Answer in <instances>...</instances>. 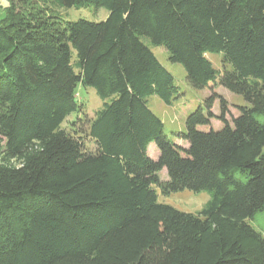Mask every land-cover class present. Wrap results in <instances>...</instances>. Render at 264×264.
<instances>
[{
  "label": "trees",
  "instance_id": "trees-1",
  "mask_svg": "<svg viewBox=\"0 0 264 264\" xmlns=\"http://www.w3.org/2000/svg\"><path fill=\"white\" fill-rule=\"evenodd\" d=\"M55 1L108 15L0 5V264H264L247 221L264 210V0ZM156 45L211 89L174 133L187 146L147 103L178 95ZM78 84L101 100L90 118ZM215 86L248 104L231 123ZM184 189L210 198L196 213L158 201Z\"/></svg>",
  "mask_w": 264,
  "mask_h": 264
},
{
  "label": "rangeland",
  "instance_id": "rangeland-1",
  "mask_svg": "<svg viewBox=\"0 0 264 264\" xmlns=\"http://www.w3.org/2000/svg\"><path fill=\"white\" fill-rule=\"evenodd\" d=\"M10 1L14 2L15 6L24 14L40 10L46 14L51 13L53 15L62 16L67 20L84 18L90 21H101L108 15V10L105 7H95L89 2H81L70 7H64L58 5L55 0H0V5L3 7L8 6ZM161 48V45L152 46V50L159 61L173 74L175 84L178 87V95L170 104L164 103L156 95H149L147 97V103L153 112L161 118L164 125V132L167 137L181 146H187L186 141L175 137L174 133L185 130L184 122L186 115L193 111L211 94V89H197L188 85L185 81V70L183 66L180 63L171 62L168 59V53ZM206 56L210 59L215 68L221 69L223 67L221 52H210L207 53ZM212 92H216L226 101L227 111L224 117L229 123H231L232 118L238 114L239 106L248 105L242 95L232 93L222 86H215ZM76 100L77 102L85 104L86 116L88 118L92 117L94 111L102 104L92 87H84L81 84H78L76 87ZM211 112L215 116L211 119V127L217 129L222 126V122L218 119V116L221 114L218 98L213 102ZM74 117L75 113H72L66 120H72ZM258 118L264 120V115H258ZM87 146L93 147L92 143H88ZM148 154L152 158L157 157L158 148L156 145L151 144L150 147H148ZM159 176L161 179L167 178V173L164 168L159 173ZM157 195L159 202L169 204L181 211L191 213L199 211L210 198V193L206 190L193 192L184 189L169 195H163L160 191H157ZM247 221L264 237V210L257 212L253 218Z\"/></svg>",
  "mask_w": 264,
  "mask_h": 264
},
{
  "label": "crops",
  "instance_id": "crops-1",
  "mask_svg": "<svg viewBox=\"0 0 264 264\" xmlns=\"http://www.w3.org/2000/svg\"><path fill=\"white\" fill-rule=\"evenodd\" d=\"M151 144H153V143H150V144L148 145V147H150Z\"/></svg>",
  "mask_w": 264,
  "mask_h": 264
}]
</instances>
